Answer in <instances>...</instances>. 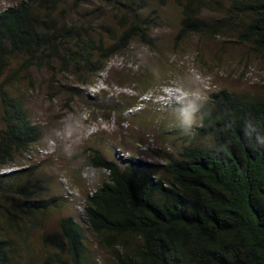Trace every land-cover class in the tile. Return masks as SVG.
<instances>
[{
  "label": "trees",
  "instance_id": "1",
  "mask_svg": "<svg viewBox=\"0 0 264 264\" xmlns=\"http://www.w3.org/2000/svg\"><path fill=\"white\" fill-rule=\"evenodd\" d=\"M95 1L116 13L113 24L102 26L107 39L84 22L60 24L52 14L59 0H22L0 12V264H15L14 237H25L29 220L64 201L36 199L39 190L27 180L33 167L4 172L42 134L8 90L13 76L1 81L10 60L23 57L26 69L57 62L64 71L96 76L136 42L153 48L155 21L143 16L149 0ZM175 2L179 36L234 35L264 60V0ZM204 10L222 17L206 20ZM195 109L201 123L187 129L197 141L175 159L88 155L86 167L104 180L75 217L61 221L60 246L74 264H98L86 247L88 234L111 252L110 264H264V96L221 90ZM53 262L50 256L44 264Z\"/></svg>",
  "mask_w": 264,
  "mask_h": 264
},
{
  "label": "rangeland",
  "instance_id": "2",
  "mask_svg": "<svg viewBox=\"0 0 264 264\" xmlns=\"http://www.w3.org/2000/svg\"><path fill=\"white\" fill-rule=\"evenodd\" d=\"M21 1L0 0V12ZM149 2L143 16H152L156 23L153 48L136 42L96 76L64 71L57 62L54 68L26 69L23 57L10 60L1 81L13 76L8 90L22 100L42 134L31 152L16 157V164L4 172L33 167L27 180L31 189L39 190L36 199L64 198L29 220L32 228L23 239L13 236L15 264H44L50 256L52 264H74L60 246V224L75 217L104 180L102 173L86 167L93 150L115 161L124 155L164 163L197 141L187 128L200 125L195 106L211 93L264 96V60L258 54L230 34L179 36L182 15L175 0ZM52 12L60 24L84 22L104 39L109 35L102 26L113 24L116 15L95 0L81 7L75 0H59ZM201 14L209 21L222 17L209 10ZM86 247L98 264L112 262L111 252L90 234Z\"/></svg>",
  "mask_w": 264,
  "mask_h": 264
},
{
  "label": "clouds",
  "instance_id": "3",
  "mask_svg": "<svg viewBox=\"0 0 264 264\" xmlns=\"http://www.w3.org/2000/svg\"><path fill=\"white\" fill-rule=\"evenodd\" d=\"M174 89H176V88H174ZM176 90H179V89H176ZM11 171H13V170H11ZM11 171H9V172H11Z\"/></svg>",
  "mask_w": 264,
  "mask_h": 264
}]
</instances>
